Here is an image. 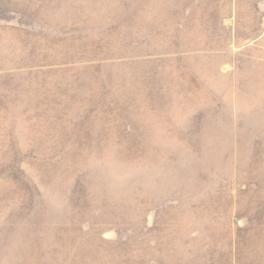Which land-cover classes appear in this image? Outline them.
<instances>
[{
  "label": "rangeland",
  "instance_id": "374dc122",
  "mask_svg": "<svg viewBox=\"0 0 264 264\" xmlns=\"http://www.w3.org/2000/svg\"><path fill=\"white\" fill-rule=\"evenodd\" d=\"M0 264H264V0H0Z\"/></svg>",
  "mask_w": 264,
  "mask_h": 264
}]
</instances>
